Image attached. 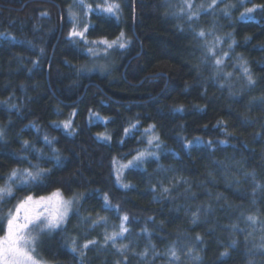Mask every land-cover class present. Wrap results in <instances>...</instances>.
I'll list each match as a JSON object with an SVG mask.
<instances>
[{
	"label": "trees",
	"instance_id": "obj_1",
	"mask_svg": "<svg viewBox=\"0 0 264 264\" xmlns=\"http://www.w3.org/2000/svg\"><path fill=\"white\" fill-rule=\"evenodd\" d=\"M89 3L85 39L129 38L109 71L88 70L69 36L73 0H0V185L46 170L13 185L0 216L28 195L79 196L37 246L51 264H264V10L246 13L264 0H193L191 21L173 15L180 0H118L120 18ZM124 215L128 232L105 246Z\"/></svg>",
	"mask_w": 264,
	"mask_h": 264
},
{
	"label": "snow or ice",
	"instance_id": "obj_2",
	"mask_svg": "<svg viewBox=\"0 0 264 264\" xmlns=\"http://www.w3.org/2000/svg\"><path fill=\"white\" fill-rule=\"evenodd\" d=\"M77 3L81 7H86L89 12L93 11L92 5H84V0H77ZM216 0H212V4L209 7H214ZM97 10L102 11L105 14L119 18L120 4L116 0L108 2L105 0L104 6L97 5ZM197 8H203V5L196 6ZM257 8L264 10V5H254L252 8H246V13H252L257 10ZM193 0H180V5L178 8V13H173V15L180 14L187 16L189 21L193 20L194 17L199 15L198 11H194ZM74 18V13H70ZM245 13H241L243 17ZM87 31V28L84 31H77L75 27L70 33V36L81 37L83 38L84 32ZM201 39L205 38V32L200 30L195 33ZM124 33H120V37L117 40L108 42L107 40L102 41L108 48L113 47L114 45L124 48L126 43L122 42ZM219 42V38H216ZM206 51L214 59L215 65H221L223 60L216 55L215 48L212 44L205 42ZM91 52L92 49H89ZM227 56V53L223 54ZM244 72L247 75L249 84H254L255 81L252 79V76L249 74V69L244 68ZM229 75H231L229 73ZM65 127H70L69 123H65ZM127 131V130H126ZM0 135H3L0 132ZM47 139V137H45ZM151 143V141H149ZM146 155H154L153 153L141 152L136 157L134 161H129V165L136 166L142 162ZM46 170L42 169L38 164L34 165L33 168L26 169H13L2 179L5 180L3 185H0V203L6 202L7 199L13 197V185H29L38 181L44 174ZM117 180H120L119 175H117ZM123 187H128V185H122ZM257 187H260L257 185ZM168 191V189H164ZM105 202L108 201V197L104 196ZM72 201L65 200L60 191L57 190L52 192L48 196H39L33 197L28 195L23 199L19 200L13 208L9 209L6 214L0 216V232L3 234L0 235V264H46L42 259H38L35 255L36 246L38 239L41 235H46L48 233L54 232L57 229H61L65 224L68 214L71 210ZM99 220L92 221V226L95 227L100 223ZM128 216L124 215L122 217V222L120 225V230L118 232H112L111 234H106L104 237L105 246L109 242L113 246L116 245V241L119 237H123L125 233L128 232V228L125 226V223L128 221ZM247 220L250 221L253 225L257 223V217L248 216ZM195 222V220H194ZM199 239V237L197 238ZM235 244V241L232 242ZM96 244V241L90 240L83 244L82 248L87 249L89 245ZM261 254H264V243L260 246ZM73 252L77 251L75 247V241H73V246L71 249ZM126 250V246L118 247L117 251L123 253ZM81 256H83V251H81ZM142 256H147V252L141 253ZM169 255L171 258L178 259L177 251L175 248L170 249ZM222 256L228 255L227 252L221 253ZM198 258V257H197Z\"/></svg>",
	"mask_w": 264,
	"mask_h": 264
},
{
	"label": "rangeland",
	"instance_id": "obj_3",
	"mask_svg": "<svg viewBox=\"0 0 264 264\" xmlns=\"http://www.w3.org/2000/svg\"><path fill=\"white\" fill-rule=\"evenodd\" d=\"M89 1H91V0H89ZM89 1L84 0V3L89 5L90 4ZM104 2H105V0H98V4L97 3L96 4L97 5H101L103 7L104 6ZM108 2H112V0H108ZM116 2H118V0H116ZM79 6L80 5L77 3V0H73V6L71 7V9L68 12V17H69V23H70V26H71V31L73 30L74 27H75V29L77 31H84L85 28H88L90 26L89 11L88 10L87 11H85V10L81 11L79 9ZM70 13H74L75 14L74 18H73V16ZM121 14H122V11H121V7H120L119 18L121 17ZM71 31H70V33H71ZM85 32H84V35H85ZM69 36H70V34H69ZM70 37L75 42L84 41V43H85V51L90 55V60H92V61H90V63L92 65L88 66V70L105 72V71H109L111 69V67L114 65V58L116 57L115 56L116 52L114 51V49L120 48V47L114 45L113 47L108 48L107 45L102 43V41H104L106 39H99V40L90 41V40L85 39L84 36H83V38H81V37H73V36H70ZM107 41L108 42H112V41H109V40H107ZM122 42L126 43V45L129 42V38L127 37L126 33H124V37L122 38ZM89 49H92V51L90 52ZM142 152L153 153L154 154L156 152V150H154L153 152H150L149 146H148ZM146 156H148V155H146ZM116 164H117L116 165V172H119V171H121L122 169H124V168H126L128 166V164L123 163V162H122V164L121 163H116ZM61 195H62V197L65 200L72 201L71 210H70V212L68 214V216H69L72 213V211L76 208L77 203L79 201V196L66 197L62 193H61ZM42 236L43 235H41L39 237L38 242H37V246H38L39 242L42 240ZM37 246H36V252H35V255L37 256V258L38 259H42L43 261L46 262V264H51V263L47 262L41 256V254L37 250Z\"/></svg>",
	"mask_w": 264,
	"mask_h": 264
}]
</instances>
